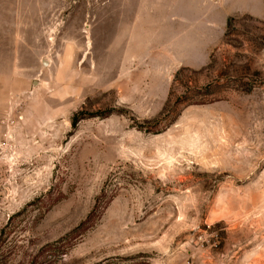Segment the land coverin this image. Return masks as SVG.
<instances>
[{
	"label": "rangeland",
	"instance_id": "rangeland-1",
	"mask_svg": "<svg viewBox=\"0 0 264 264\" xmlns=\"http://www.w3.org/2000/svg\"><path fill=\"white\" fill-rule=\"evenodd\" d=\"M0 264H264V0H0Z\"/></svg>",
	"mask_w": 264,
	"mask_h": 264
},
{
	"label": "trees",
	"instance_id": "trees-1",
	"mask_svg": "<svg viewBox=\"0 0 264 264\" xmlns=\"http://www.w3.org/2000/svg\"><path fill=\"white\" fill-rule=\"evenodd\" d=\"M185 103H186V106L199 105V104H193L194 102H191V100H189V98H185ZM178 116H179V114H178Z\"/></svg>",
	"mask_w": 264,
	"mask_h": 264
},
{
	"label": "bare ground",
	"instance_id": "bare-ground-1",
	"mask_svg": "<svg viewBox=\"0 0 264 264\" xmlns=\"http://www.w3.org/2000/svg\"><path fill=\"white\" fill-rule=\"evenodd\" d=\"M45 64V63H44ZM46 65H47V63H46Z\"/></svg>",
	"mask_w": 264,
	"mask_h": 264
}]
</instances>
